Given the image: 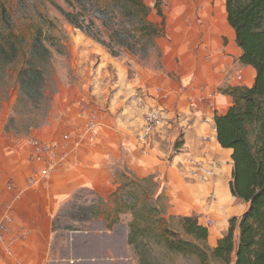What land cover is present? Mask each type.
<instances>
[{
	"label": "crops",
	"instance_id": "1",
	"mask_svg": "<svg viewBox=\"0 0 264 264\" xmlns=\"http://www.w3.org/2000/svg\"><path fill=\"white\" fill-rule=\"evenodd\" d=\"M180 13L173 7L164 14L165 36L156 42L162 64L158 68H132L99 52L107 64L101 61L88 84L96 88V97L104 96L105 108L87 96L88 113L75 109L61 114L58 136L46 130L38 138L60 141L62 135L70 137L63 151L65 160L46 177L38 176L45 164L31 159L27 139L10 143L0 133V221L6 228L0 264H137L127 243L129 218L113 222L110 206L85 221L81 230L60 236L54 226L63 207L80 190L107 202L115 185L113 171L124 166L138 176L159 173L161 180L168 181L174 214L196 218L201 226L203 213H232L228 207L238 201L229 192L231 151L217 144L213 118L231 105L223 90L250 87L255 73L239 63L241 51L226 22L225 9L221 18L204 16L202 25L189 23ZM108 64L114 74L109 78L100 72ZM119 88L127 99L142 102L141 97L148 98L147 103L162 110L165 120L174 111L182 113L178 114L182 139L176 151L160 148L152 139L147 145L137 141L136 123L129 114H114L110 105L119 98ZM189 98L197 103L195 109H189ZM88 122L94 127L91 144L80 138ZM175 124L164 129L161 123L157 135L167 134ZM204 137L209 141H203ZM193 159L214 165L207 183L191 177L187 161ZM227 227L228 220L215 226L212 234L209 231L211 247L225 236Z\"/></svg>",
	"mask_w": 264,
	"mask_h": 264
},
{
	"label": "rangeland",
	"instance_id": "2",
	"mask_svg": "<svg viewBox=\"0 0 264 264\" xmlns=\"http://www.w3.org/2000/svg\"><path fill=\"white\" fill-rule=\"evenodd\" d=\"M142 1L150 9L148 22L160 28L162 19L153 10L154 0ZM162 1L164 36L166 28L164 14L170 12L173 7L181 10L180 15H183L185 20L196 25H202L204 16L221 18L224 10V0ZM76 12L85 18L81 30L73 28L65 17ZM126 12L125 3L119 0H0V42L7 38L16 49L14 59L5 61L0 58V133L7 140L6 142L14 143L15 140L19 143L32 137L43 138L46 130L50 131L51 135L58 136L62 126L59 123L62 119L60 115L69 114L75 109H79L81 114H84L90 105L87 96L93 97L94 100L96 98L102 103L100 106H103L104 96L96 97V88L88 84L92 72L96 73L97 66L104 61L99 52H104L114 62H122L132 68H142L145 71L150 67L155 69L162 65L161 54L156 45L160 38L155 39L152 46L147 45L145 48L135 45L134 40L131 39L127 44L134 46L132 50L125 49V43L121 48L117 47V43L124 40L125 35L118 36L115 42H109L110 26L113 29L118 26L123 27L124 30L131 29L130 18L126 17ZM10 57L8 55V58ZM108 65L103 72L100 71L107 78L114 75L110 64ZM23 69L37 70L39 74L31 78L26 85H22L19 74ZM110 83L113 84L114 81L111 80ZM118 97L115 103H110L113 106V113L129 114L130 120L136 123V131L140 130L139 123L142 117L156 105L148 104V98L144 96L141 97L142 102L133 100L132 97L127 99L125 92L120 88ZM159 111L163 114L162 110ZM180 113L178 110L177 113L174 111L166 120L162 116L161 123L165 124L161 125L162 128L165 129L169 124L173 126L174 122L175 128L169 129L171 132L166 131L167 134L164 133L162 136L157 135L159 133L156 132L150 137V141L152 139L160 148L176 151L182 139L181 130L178 128ZM157 136H161L162 139ZM113 173L115 185L107 202L95 197L91 192L80 190L63 207L54 225L59 235L81 230L85 221L97 217L99 210L107 206L112 209L113 213L110 217L112 216L113 222H118L122 216H127L129 218L127 224H129L132 220L133 208L129 209V203L133 202V198L129 195L133 189L131 184L137 179L144 180L142 186L147 192L156 191V195L150 196L145 207L142 208L143 215L150 224L142 222L140 226L141 230L144 229L146 232L137 237L138 249L134 251L129 246L137 264H199L194 256L168 252L161 244L155 242L153 231L145 227L148 224L151 227V216L155 219L171 218L173 220L168 226L178 230L182 235L177 225V218L182 216L174 214L172 210L173 206L170 202L172 195L167 190L169 185L166 184L168 181L161 180L159 173L138 176L125 166L114 169ZM176 180L180 181L178 178ZM115 199L120 201L115 202ZM237 201L235 205L228 207L232 213L226 215L212 211L203 213L206 217L200 216L201 223L210 220L212 226L208 231L212 234L215 226L221 222L232 217L239 219L248 205ZM141 203L139 201L137 205L141 207ZM151 207L157 208L159 213L149 216L147 211ZM206 245L210 249L214 248L208 242Z\"/></svg>",
	"mask_w": 264,
	"mask_h": 264
},
{
	"label": "trees",
	"instance_id": "3",
	"mask_svg": "<svg viewBox=\"0 0 264 264\" xmlns=\"http://www.w3.org/2000/svg\"><path fill=\"white\" fill-rule=\"evenodd\" d=\"M119 1L126 5V17L130 18L131 29L124 30L120 26L113 29L110 26L109 42H115L118 36L125 35L119 44L116 42L117 47L121 48L125 43V49L132 50L134 46L127 44L131 39L135 45L145 48L164 36L162 0H154L153 4V10L162 19L160 28L148 22L150 9L142 0ZM224 9L226 22L233 30L235 43L241 51L239 63L251 67L255 76L250 87L223 90L231 98V105L224 114H215L213 122L217 144L221 149L231 151L230 195L248 207L239 219L232 217L228 220L225 236L219 238L214 248L210 249L206 245L208 228L201 226L196 218H177L181 235L178 230L168 226L173 219L153 218L151 215L159 212L151 207L147 211L151 216L150 227L142 208L150 196L156 195V191L147 192L142 186L145 181L137 179L131 184L133 189L129 193L133 198L129 209L133 208L127 238L128 245L134 251L138 249L137 237L146 232L140 228L144 222L149 223L145 227L153 231L156 243L168 252L194 256L199 264H264V0H224ZM65 17L73 28L82 29L85 18L79 13ZM13 45L7 38L0 42L1 59H14L16 49ZM106 48L110 49L109 46ZM8 55L11 57L8 58ZM38 74L37 70L23 69L19 74L22 80L20 84L26 85ZM118 201L120 199H115V202ZM139 201L142 202L141 207L137 205Z\"/></svg>",
	"mask_w": 264,
	"mask_h": 264
},
{
	"label": "built area",
	"instance_id": "4",
	"mask_svg": "<svg viewBox=\"0 0 264 264\" xmlns=\"http://www.w3.org/2000/svg\"><path fill=\"white\" fill-rule=\"evenodd\" d=\"M160 92V90H158ZM161 93V92H160ZM189 109H195L197 103L193 102L191 98L188 99ZM160 109L155 106L145 114L140 130L138 131L136 138L141 145H146L150 140V137L156 132L161 125L162 114ZM87 112V111H86ZM85 112V113H86ZM88 113V112H87ZM82 140L87 143H93L94 127L93 124L88 122L80 135ZM70 137L68 135H62L60 141H45L42 139L29 138L27 144L32 148L31 159L45 164L38 176L44 178L48 175V171L56 168L65 160L64 147L69 142ZM203 141H209L208 137H204ZM187 164L190 169L191 177L198 180L201 183H207L214 173V165L207 163L200 159L188 160ZM10 186H8V189ZM204 227L209 228L212 226L210 220H204ZM5 225L3 221H0V243H4Z\"/></svg>",
	"mask_w": 264,
	"mask_h": 264
}]
</instances>
